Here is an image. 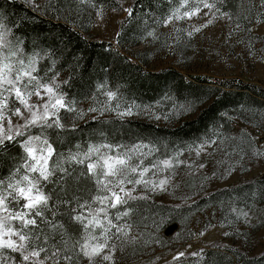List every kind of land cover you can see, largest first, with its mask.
Masks as SVG:
<instances>
[{
  "label": "trees",
  "instance_id": "16d2710c",
  "mask_svg": "<svg viewBox=\"0 0 264 264\" xmlns=\"http://www.w3.org/2000/svg\"><path fill=\"white\" fill-rule=\"evenodd\" d=\"M42 5L43 12H38L27 4V0H0V16L8 27L15 26L14 45L16 40H20L23 43L19 46L26 56L39 54V75L43 76L49 68H53L55 62L53 71L63 77L60 82L69 81L68 85L62 84V88L69 99L76 101L75 106L91 97L102 104L105 97H97L96 89L98 85L106 84L108 90H118L121 103L129 101L143 106L166 103L171 107L173 103L178 106L194 102L196 112L193 117L175 121L173 125L121 117L117 111H111L114 113L111 115H96L95 119L80 118L75 123L65 124L69 128L76 125L77 131L64 133L58 138L51 136L56 141L54 147L58 153L75 152L76 145L84 149L95 143L128 146L144 141L151 142L157 148L154 155L164 159L194 141L217 139L214 135L217 133L220 138L216 144L238 150L244 157L250 151L254 159L262 156L254 155L257 151L262 152L254 147L255 138L244 127L264 130V86L237 79L215 80L203 75L188 77L173 67L151 70L145 67L147 59L141 55L145 52L135 53L139 59L135 61L120 49L123 47L131 51L132 47L149 39L147 31L164 25H158L156 18L166 16L170 9L177 6L175 3H170V0H134L130 5L134 8V18L128 20L126 15L118 30L121 35L117 37L116 34L113 43L86 35L92 20L90 16H84L88 6L80 5L78 0H42ZM101 5L117 7L118 3L115 0H97V6ZM123 109L121 106L119 111ZM69 114L62 112V119ZM234 122L245 125L238 135L232 134ZM23 155L18 145L9 143L0 153V178H6L22 162ZM73 169L78 175L80 166H69L70 171ZM88 188H92L89 182L77 183L71 178L62 186L48 185V190L54 193L53 205L74 197L87 198ZM92 194L95 195L94 192ZM147 200L153 203L151 199ZM142 201L131 202L132 209L147 216L154 214L159 207L167 216L165 222L173 220L177 223L179 215H190L209 206L224 214L217 218L229 229L230 242L210 245V248L203 249L200 256L186 255L178 264H264V249L258 253L249 249L254 234L264 228V176H254L228 187L204 192L189 204H176L181 205L179 209H175L173 204L144 205ZM72 207H76L75 203ZM233 207L246 211L248 220H235L230 215ZM67 208V204H63L53 210L63 214ZM55 219L65 223L71 232L70 228L74 225L67 221L66 215H58Z\"/></svg>",
  "mask_w": 264,
  "mask_h": 264
},
{
  "label": "snow or ice",
  "instance_id": "6c2138e0",
  "mask_svg": "<svg viewBox=\"0 0 264 264\" xmlns=\"http://www.w3.org/2000/svg\"><path fill=\"white\" fill-rule=\"evenodd\" d=\"M78 3L97 9V0H78ZM170 3L177 6L166 16L156 18L158 25L190 21L204 9H207L204 16L210 17L199 26L189 25L187 31L174 28L177 42L181 35L191 38L217 19L233 20V13L223 11L227 0H170ZM261 6L264 7V0H261ZM124 11L128 20L134 18V8ZM96 14L102 17V8L97 9ZM242 19L247 20L248 16H242ZM14 27H8L0 16V153L12 143L18 145L24 154L22 162L6 178H0V264H80L81 260L97 264L98 258L104 262L112 261L117 250L114 241H136V237L129 236L132 224L126 222V218L132 215L131 202L147 200V192L167 191L168 177L157 180L149 179L148 175L155 177L183 164L179 157L185 147L199 156L206 150V145L217 143L220 134L214 133L217 139L204 138L199 143L194 141L182 146L167 158L154 162L149 158L154 156L157 148L144 141L128 146L89 144L86 151L76 145L75 152L58 153L54 147L56 141L51 136L58 138L78 130L76 125L66 126L61 113H73L76 118H83L84 113L77 111L76 101L69 99L63 90L62 84L68 85L69 81H58L59 73L53 71L55 62L53 68L41 76L37 68L39 54L26 56L19 46L22 41L16 40L15 45L12 43L15 40ZM235 30H241L240 23L236 24ZM245 30L251 31L250 28ZM120 35L118 32L117 37ZM146 35L153 40L159 39L155 29L147 31ZM249 49V54H252L251 40ZM100 95L105 97L101 107H90L88 112L117 111V115L123 117L131 116L132 109L140 107L133 103L119 111L121 104H113L120 99L118 90H108L106 84L98 85L96 96ZM33 97L36 102H33ZM97 103L101 102L97 99ZM194 111V102L180 104L177 111L165 113L163 118L190 115ZM13 117L21 122L13 123ZM160 118L155 116V119ZM254 155L262 153L257 151ZM72 165L81 166L78 175L75 169L69 170ZM70 178L77 183L87 181L93 185L86 189L87 198L74 197L53 205L54 193L48 190V185L62 186ZM139 187L145 192L135 195ZM63 204L68 206L65 213L53 210ZM180 207L174 206L175 209ZM58 215H66L71 225L78 226L79 236L70 233L65 223L57 222L55 218ZM230 215L235 220H248V213L243 209L233 207ZM202 254L201 249L191 256ZM186 255L178 252L172 258L174 264L183 261Z\"/></svg>",
  "mask_w": 264,
  "mask_h": 264
},
{
  "label": "rangeland",
  "instance_id": "374dc122",
  "mask_svg": "<svg viewBox=\"0 0 264 264\" xmlns=\"http://www.w3.org/2000/svg\"><path fill=\"white\" fill-rule=\"evenodd\" d=\"M115 1L118 3L117 7L97 6V9L102 8V17L97 16V9L88 7L85 10L84 16H90L92 20L91 28L86 34L88 37L114 42L119 27L127 15L124 9L129 8L134 0ZM27 4L33 10L43 12L42 0H27ZM204 11L207 9L190 21L152 27L150 31L155 29L159 36L158 40L149 37L132 47L131 51L123 47L120 49L135 61L139 60L135 53L145 52L141 55L147 59L145 67L151 70L173 67L188 77L203 75L215 80L237 79L264 86V59H262L264 52L261 51L264 49V7L261 6V0H227L223 11L233 13L232 21L217 19L191 38L181 35L177 42V33L174 28H183L187 31L189 25L199 26L205 23L210 17L204 16ZM242 16H248V19L244 20ZM237 23H240L241 30H235ZM245 28H250L251 31H246ZM229 33L232 34L229 35ZM250 40L252 54H249ZM62 78L60 74L57 77L59 82ZM32 100L36 102L35 97ZM121 101L114 102H119L122 108L133 104L129 101L122 103ZM98 104L97 98L91 97L90 100L82 101L75 107L77 111L84 113L82 119L102 114H114L111 111L88 112L90 107L100 108L101 104ZM170 105L172 106L168 107L166 103L140 105L139 108L132 109L133 114L130 117L173 125L175 121L193 117L196 113L182 116L170 115L169 119H164L165 113L178 110L177 104ZM155 116L161 118L155 119ZM12 119L13 123L21 122L17 117ZM79 119L70 113L63 122L70 124ZM233 125V135H238L241 127L245 126L241 122H234ZM244 128L255 138L256 146L254 147L262 152V156L254 159L250 151L244 157L245 155L241 156L238 150L227 149L223 144L206 145V150L199 156L194 151L184 149L183 155L179 157L181 161H184L183 164L160 172L155 177L148 175L149 179L169 178L167 191L147 192L148 198L157 206H160L159 203L162 205L189 204L204 192L228 187L254 176H264V130L250 126ZM87 146L82 150L86 151ZM155 160L161 159L157 155L149 158V161L154 162ZM201 164L204 167L201 168ZM144 192L145 190L139 187L134 194L140 195ZM142 202H145L144 205L153 204L148 200ZM156 209L158 210L154 211V214L149 213L147 216H142L140 211L136 212L132 209V215L126 218V222L132 224L129 236L136 237V241H114L117 250L113 253V260L104 262L98 258L97 264H169L173 262L172 258L178 252H185L190 257L191 253L210 248V245L230 242L229 236L225 235L229 229L223 226L224 223L217 218L224 214L221 215L220 210L214 206L192 212L190 215H179L180 220L177 222V227L169 235L165 234V230L175 221L165 222L167 216L164 215V211L159 207ZM77 227L70 228V233L79 236V231L75 230ZM201 232L204 234L200 235ZM239 242H237L238 245H240ZM249 247L252 253H258L264 249V228L254 234ZM80 264H87V260H81Z\"/></svg>",
  "mask_w": 264,
  "mask_h": 264
},
{
  "label": "water",
  "instance_id": "95a60500",
  "mask_svg": "<svg viewBox=\"0 0 264 264\" xmlns=\"http://www.w3.org/2000/svg\"><path fill=\"white\" fill-rule=\"evenodd\" d=\"M176 227H177V223H176V222L172 223L171 225H169V226L166 228V230H165V234H166V235L171 234V232H173V231L176 229Z\"/></svg>",
  "mask_w": 264,
  "mask_h": 264
}]
</instances>
